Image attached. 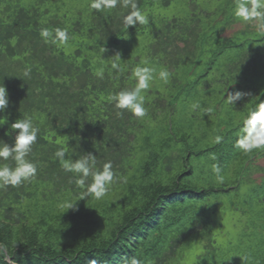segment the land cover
<instances>
[{
	"label": "trees",
	"instance_id": "obj_1",
	"mask_svg": "<svg viewBox=\"0 0 264 264\" xmlns=\"http://www.w3.org/2000/svg\"><path fill=\"white\" fill-rule=\"evenodd\" d=\"M219 1L220 7L206 14L222 17V24L205 31L197 17L202 13L193 11L185 22L158 16V9L170 6L171 0H138L148 23L129 28L122 24L128 9L119 5L110 11L87 6L60 15L42 8L44 0H0V85L9 94V106L0 112L8 121L0 127V139L14 144L16 133H5L22 115L39 128L29 157L37 164L36 178L0 189V245L11 258L5 262L0 256V264H132L133 259L181 264L192 238L215 249L213 232L201 221L203 209L197 208L213 193L229 190L198 189L191 181L190 161L215 152L238 153L233 146L238 130L225 135L236 133L228 146L222 142L200 152L189 146L186 155L172 146L176 138L162 140L160 146L147 140L142 146L141 129L165 105L146 92L145 117L132 118L126 111L118 116L108 98L135 81L131 69L116 59L105 64L100 54L151 31L153 57L186 81L185 68L195 65L198 80L190 83L203 81L213 91L220 85L225 100L228 91L246 94L228 105L248 114L264 100V32L242 24L240 31L225 37L240 23L232 16L233 0ZM41 27L67 29L70 39L59 47L45 44ZM60 147L68 149L66 159L91 153L98 168L112 163L117 180L107 195L100 200L85 197L74 175L55 158ZM258 155L262 158L264 152ZM214 255L209 252L203 262Z\"/></svg>",
	"mask_w": 264,
	"mask_h": 264
},
{
	"label": "rangeland",
	"instance_id": "obj_2",
	"mask_svg": "<svg viewBox=\"0 0 264 264\" xmlns=\"http://www.w3.org/2000/svg\"><path fill=\"white\" fill-rule=\"evenodd\" d=\"M89 3L90 0H44L41 6L49 7L53 13L60 15H73L85 10ZM220 5L219 0H171L170 6L159 8L157 13L160 17L181 22H185L193 11L202 13L197 17L201 21V30L207 31L213 25L217 28L221 26L222 17L206 14L218 9ZM242 28V24L235 25L225 37ZM151 44V31L140 32L124 39L121 45L109 50L106 56L104 52L100 54L103 56L100 60L105 64L116 59L132 70L146 61L157 73L161 68L170 72L167 84L156 78L147 91L151 100L160 99L165 108L158 112L157 117L152 116L144 124L140 133L141 145L145 146L147 140H150L151 144L157 143L160 146L162 140L176 138L171 144L178 153L184 155L189 146L194 152L215 146L218 148L222 142L228 146L236 133L227 138L225 135L237 131L248 114L236 113L229 107L224 93L219 92L220 85L213 91L203 81L191 84V80H198L193 75L195 65L185 68L189 72L187 81L185 77L182 79L179 74L171 72L170 67L153 57ZM143 94L146 96L147 93ZM196 102L200 103L201 109L193 112L191 105ZM203 109H210V112L205 114ZM217 136L222 138L220 143H216ZM258 153L243 154L231 150L230 153L215 152L209 157H191L190 165L194 169L191 181L194 186L198 189L216 188L229 192H215L197 208L203 209L201 221L213 232L212 245L215 249L207 241L195 243V238H192L191 246L184 249L185 258L181 264H264V172L259 173L257 170V167L264 170V157L261 158L262 155ZM213 164L221 168V175L224 176L222 183L217 182L212 172ZM182 231L186 232L184 228ZM209 252L215 255L203 262L202 258Z\"/></svg>",
	"mask_w": 264,
	"mask_h": 264
},
{
	"label": "clouds",
	"instance_id": "obj_3",
	"mask_svg": "<svg viewBox=\"0 0 264 264\" xmlns=\"http://www.w3.org/2000/svg\"><path fill=\"white\" fill-rule=\"evenodd\" d=\"M118 5L123 9H128L127 14L122 16V24L125 27L148 23L147 16L141 11L138 0H90L88 6L96 12H104L116 9ZM232 16L237 23L254 24L258 30L264 32V0H233ZM39 36L45 44L51 43L57 47L66 45L70 39L68 30L59 27L54 29L41 27ZM112 67L120 70V66L116 63H113ZM25 75H28V72ZM131 77L135 81L134 86L125 87L110 95L108 99L118 110V116H123L126 111L132 118H143L147 115L146 97L143 93L152 87L156 78L167 84L170 72L166 68H161L157 73V70L148 66L145 61L142 62V65H137L131 70ZM244 95L246 94L239 91L235 93L228 91L226 102L235 104ZM8 106L9 94L7 88L2 84L0 85V112H5ZM191 108L193 112H196L197 109H201V105L196 102L191 105ZM203 111L207 114L210 109H203ZM7 123V120L0 118V127ZM13 132L16 133L13 145L10 146L0 139V162H5L0 163V189L9 186L20 187L26 182H31L37 176V164L29 157L32 153V146L38 140L39 128L34 125L32 118L22 115L11 124L5 134L11 136ZM221 139L217 136L216 143H220ZM233 146L243 154L264 152V100L258 102L244 117ZM67 151L66 147H60L55 151L54 156L59 160L60 166L65 172L74 175L75 186L84 190L85 197L100 200L107 195L109 188L117 180L112 163L109 161L104 163L102 168H98L95 155L88 153L71 160L66 159ZM8 161L13 162L14 166L6 163ZM211 167L217 182L222 183L224 176L221 175L220 166L213 164ZM89 178H91L90 182ZM0 256L4 257L5 262L11 259L7 255L4 245H0ZM12 264L15 262L13 261ZM91 264H96V262L92 261ZM132 264H140V262L133 259Z\"/></svg>",
	"mask_w": 264,
	"mask_h": 264
}]
</instances>
